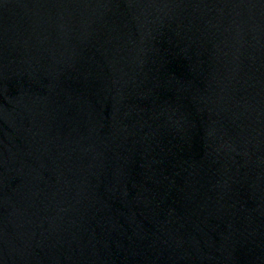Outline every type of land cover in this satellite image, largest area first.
<instances>
[{"label":"water","instance_id":"water-1","mask_svg":"<svg viewBox=\"0 0 264 264\" xmlns=\"http://www.w3.org/2000/svg\"><path fill=\"white\" fill-rule=\"evenodd\" d=\"M0 264H264V0H0Z\"/></svg>","mask_w":264,"mask_h":264}]
</instances>
